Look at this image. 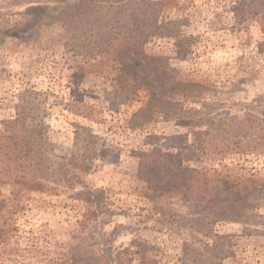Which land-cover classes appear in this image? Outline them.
Wrapping results in <instances>:
<instances>
[{
  "label": "rangeland",
  "instance_id": "rangeland-1",
  "mask_svg": "<svg viewBox=\"0 0 264 264\" xmlns=\"http://www.w3.org/2000/svg\"><path fill=\"white\" fill-rule=\"evenodd\" d=\"M130 1L0 0V264L60 262L84 192L125 264H264V147H224L264 133V0Z\"/></svg>",
  "mask_w": 264,
  "mask_h": 264
},
{
  "label": "trees",
  "instance_id": "trees-1",
  "mask_svg": "<svg viewBox=\"0 0 264 264\" xmlns=\"http://www.w3.org/2000/svg\"><path fill=\"white\" fill-rule=\"evenodd\" d=\"M259 4L263 5V0H257ZM132 3V0L130 1ZM131 18H134L137 23L138 18L135 15H131ZM261 20L263 21V24L261 25V28L264 30V15L261 17ZM136 52L138 50H135ZM136 66H132L130 68H127L126 71L129 74L131 78L138 84L139 87H144L142 84L151 85L150 81H148L146 76H139L136 70ZM151 87V86H150ZM145 88V87H144ZM228 127V126H226ZM41 132V130L37 127L33 128L31 132ZM226 132V138L229 139V135L231 133L230 128H226L224 130ZM4 134H0V136H3ZM247 134L245 133V135ZM11 138V137H10ZM15 138L17 140V136L15 135ZM245 141V140H244ZM17 145V144H16ZM224 147L226 151H234V152H247V151H257L259 149H262L264 147V133H258V134H252V137L249 141L243 142L238 135L235 136V139H229L224 143ZM157 156H151L146 161L145 168L144 169H150V173H154L156 168V162L158 161ZM81 172H88L90 170V165L86 163L85 160H80L75 156H70V158H67L66 163L61 167V178L68 183V185L73 186L77 182H79L82 178L75 172L79 171ZM166 169V168H164ZM71 170H74V172H71ZM169 171H171L169 169ZM23 177V176H21ZM24 179V178H23ZM20 178V176L15 177L14 181L21 184L24 183L28 185L29 189L32 190H41L43 189L45 183L42 180H39L37 178H31V179H24ZM149 179V178H148ZM149 182H153V179L148 180ZM84 208L83 212L81 214V218L78 220V231L73 234L72 239L67 243V250L62 252V258L61 261L57 262L56 264H125L126 258L128 257L129 249H119L114 250L112 254H110L109 250L103 248L101 246V241L97 239L96 235L92 234L91 227L96 225V221L100 217L101 214V208L99 206L94 205V197L93 195L84 192ZM21 196V191L18 188H13L11 191V196L9 198L10 202L12 204H17L19 201V198ZM7 203H3L0 207V211L3 215V217H6L5 223L7 226L4 228H1L0 224V236L4 233H10L11 232H19V226H16L11 222V217L13 216V207L14 205H11L10 207L12 209H9L6 207ZM96 223V224H95ZM92 239H94V243L92 242ZM7 249L9 253L14 249L15 246H11L10 243L7 244ZM132 245L136 246L140 255V258L143 260L144 258V244L140 241H134Z\"/></svg>",
  "mask_w": 264,
  "mask_h": 264
}]
</instances>
